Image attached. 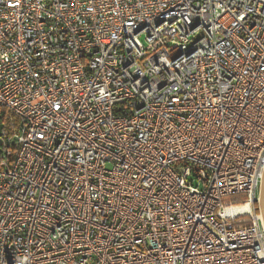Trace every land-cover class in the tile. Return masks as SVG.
Here are the masks:
<instances>
[{
	"label": "built area",
	"instance_id": "built-area-1",
	"mask_svg": "<svg viewBox=\"0 0 264 264\" xmlns=\"http://www.w3.org/2000/svg\"><path fill=\"white\" fill-rule=\"evenodd\" d=\"M263 175L264 0H0V264H264Z\"/></svg>",
	"mask_w": 264,
	"mask_h": 264
},
{
	"label": "rangeland",
	"instance_id": "rangeland-1",
	"mask_svg": "<svg viewBox=\"0 0 264 264\" xmlns=\"http://www.w3.org/2000/svg\"><path fill=\"white\" fill-rule=\"evenodd\" d=\"M245 201L244 195H232L225 198V203L227 205L239 206L243 205Z\"/></svg>",
	"mask_w": 264,
	"mask_h": 264
},
{
	"label": "water",
	"instance_id": "water-1",
	"mask_svg": "<svg viewBox=\"0 0 264 264\" xmlns=\"http://www.w3.org/2000/svg\"><path fill=\"white\" fill-rule=\"evenodd\" d=\"M259 210L263 218L264 223V175L263 180L260 187V193H259Z\"/></svg>",
	"mask_w": 264,
	"mask_h": 264
}]
</instances>
